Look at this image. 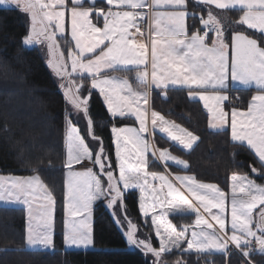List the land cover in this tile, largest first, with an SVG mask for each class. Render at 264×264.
Listing matches in <instances>:
<instances>
[{
  "label": "snow or ice",
  "instance_id": "1",
  "mask_svg": "<svg viewBox=\"0 0 264 264\" xmlns=\"http://www.w3.org/2000/svg\"><path fill=\"white\" fill-rule=\"evenodd\" d=\"M107 9L96 6V0H0V6H15L30 14V33L22 38L25 45L47 43L51 59L47 61L57 77L66 84L61 87L67 101L78 113L89 115L91 90H98L106 102L113 119L135 118L138 127L112 126L114 134V159L95 133L93 120H87L84 134L71 119L66 127L67 140V212L70 217H83L70 225L65 239L70 246L87 247L93 243L90 227V209L97 200L107 199V206L115 208L118 217L126 213L121 203L130 192L138 189V207L143 217L151 216L159 247H154L148 236L136 235L137 227L123 219L118 224H128L127 241L150 253L152 264H167L163 254L180 249L196 252L228 251L233 244L249 260L253 254H264V210L253 226V210L264 205V185L257 184L247 175L233 173L231 180L230 225L228 221V194L215 183L200 181L195 175H174L149 170L157 161H172L187 169L186 161L178 159L167 149L157 153L150 142L158 129L167 138L185 150H191L200 138L174 121L165 119L157 111L143 107L149 101V89H168L169 85L188 90V95L203 102L210 113V127L224 128L229 122L225 101H229V79L239 85L255 86L246 110L231 108V139L252 150L261 165L264 176V35L252 38L244 31H234L228 37L217 14L206 9L204 15L187 11L186 0H105ZM216 9H243L239 23L248 29L264 34V0H198ZM115 7L118 10H113ZM161 7L170 11H156ZM152 9L145 13L143 9ZM131 9V10H124ZM69 12L70 37L74 47L68 48L69 64L60 50L57 34L64 35L65 14ZM141 10V11H137ZM97 23H93V13ZM192 16L193 23L186 20ZM148 17V36L144 37L140 22ZM201 25L197 28L196 21ZM191 28V32L189 29ZM213 33L214 35H210ZM70 44L68 40L64 41ZM116 72H134L138 82L133 87ZM76 74L90 80V88L72 79ZM143 102V103H142ZM149 119L150 125L149 127ZM96 142L90 149L86 135ZM146 134L149 138H146ZM152 159H149V153ZM91 161L98 167L97 175L84 163ZM80 165L84 170H74ZM118 170V175L115 173ZM256 173V169H252ZM42 203L36 212L38 223L33 224V202ZM14 199L28 205L29 224L25 231L28 246L39 245L54 250V215L56 198L38 175L0 182V200ZM216 211H213V210ZM159 210V214H157ZM169 212L177 216L195 214L194 226L176 225L166 220ZM214 222V223H213ZM218 225V229L214 227ZM163 229V233H162ZM190 233V239L189 237ZM143 235V234H142ZM258 245L253 249L252 245ZM176 264H184L176 261Z\"/></svg>",
  "mask_w": 264,
  "mask_h": 264
},
{
  "label": "trees",
  "instance_id": "2",
  "mask_svg": "<svg viewBox=\"0 0 264 264\" xmlns=\"http://www.w3.org/2000/svg\"><path fill=\"white\" fill-rule=\"evenodd\" d=\"M188 9L191 13L204 15L206 18V7L196 5L190 0ZM226 11L239 19V9ZM188 19L190 24L194 22L192 16ZM196 25L197 28L201 27L198 20ZM238 30L254 38L264 35L240 24L229 28L227 37ZM27 34V13L17 7H0V173H38L53 192L56 198L54 250L27 247L25 207L0 205V264H152L155 258L150 253L145 254L139 247H129L125 232L105 205L106 199L94 202V247H66L64 204L68 120L71 119L83 135L87 120L91 118L95 133L102 137L106 148L113 153V159L115 157L111 127L136 124V121L135 118H111L102 95L95 89L91 90L89 115L76 112L63 94L64 90L58 86L63 82L47 63L42 50L37 46L31 47L22 43V38ZM65 40L71 42L68 28L63 36L58 35L60 48L68 58V48L74 47V42L66 44ZM116 73L125 75L127 72ZM86 84L85 88H90V80H86ZM254 90V87L236 88L235 92L240 97L238 104L245 105ZM152 94L154 106L193 129L200 138L193 148L187 151L171 143L163 135H157L159 140L162 139L164 144L170 145L189 161L187 169L168 163L166 167L169 170L192 172L200 180L217 183L229 196L230 177L233 173L247 175L257 184L264 185V176L260 174L261 165L254 152L247 146L234 142L228 129L209 128V113L199 99L188 95L186 88L170 87L166 97L156 90H153ZM86 143H89L90 149L95 147L96 142L91 134L86 135ZM151 159L152 155L150 161ZM89 162L91 161L84 163ZM156 164L155 168H152L151 164L149 168L164 170L159 161ZM77 167L80 165L74 166ZM253 168L257 170L256 173H253ZM94 172L106 180L97 166H94ZM124 192L130 194L121 201L127 211L125 213L122 209L120 218L135 224L137 228H143V235L148 236L158 248L159 238L156 236L155 226L150 223L151 216L143 217L138 207L139 190ZM165 219L176 225L179 231L184 225H189L190 228L194 226L195 214L177 216L169 212ZM188 238L190 239V233ZM162 258L168 262L182 258L185 264H249V260L233 248L226 253L196 252L195 249H187L186 241L180 249H172L170 253L163 254ZM251 264H264V254H253Z\"/></svg>",
  "mask_w": 264,
  "mask_h": 264
},
{
  "label": "rangeland",
  "instance_id": "3",
  "mask_svg": "<svg viewBox=\"0 0 264 264\" xmlns=\"http://www.w3.org/2000/svg\"><path fill=\"white\" fill-rule=\"evenodd\" d=\"M0 7H3V6H0ZM9 7H15V6H9ZM207 8V7H206ZM208 9V8H207ZM212 11L216 12V14L221 17L222 19L220 20L221 22V25L223 26L224 30H225V36L227 37V31L229 28L231 27H236L238 25H240L239 21L236 19L235 15L232 14V13H228V11H220V10H214L211 8ZM28 34L30 33V29H31V23H30V14H28ZM68 16H69V12L66 10V14H65V29L67 27V23H68ZM246 34V33H245ZM58 35L57 34V41H58ZM254 38V37H252ZM59 42V41H58ZM28 46H31V47H34V46H37L39 47L45 58L47 60H50L52 57H51V53L49 52L48 48H47V43H35L33 45H28ZM61 50V48H60ZM65 60L66 62L69 64V70H70V58L68 57H65ZM111 75H116V76H122V77H125L129 80L130 83H132L133 87H136L137 86V81L135 80V73L134 72H127L125 75H121V74H118V73H114V74H111ZM72 79L76 81L77 84H83V88H81V95H86V93H83V90L84 88L86 87V80H82L80 77H78L76 74H73L72 76ZM63 84H66L67 81H64L63 79H61ZM228 84H229V90L227 91V95L229 96V101H225L224 102V105H225V111H227L229 113V122L228 124L222 128V129H228L230 131V136H231V127H230V123H231V108L234 106L235 108L239 109V110H246L248 104L250 103V98L249 100L247 101V103L245 105H241V104H238L239 101L238 98L240 99L239 95H236L234 93H231V86H234L235 84H237V82H233L229 79L228 81ZM91 86V85H90ZM170 87H179V86H172V85H169V88ZM252 87V86H251ZM255 87V86H253ZM168 88V89H169ZM168 89H158L156 88L155 86H152L150 89H149V101H148V104H144L143 107L145 109H148L149 110V117H150V113L151 111H157L159 112L161 115H163L165 117V119L167 120H170V121H174L176 124L180 125L181 127L183 128H186L188 129L189 131H192L195 135H198L197 132H195L193 129H191L190 127H188L187 125H185L184 123H182L181 121L175 119L174 117L172 116H169L167 115L166 113H164L162 110L158 109L156 106H154L152 104V100H153V94H152V91L153 90H156V91H160L162 96L166 97L168 95ZM257 91V89L255 88L254 92L252 93V95L255 94V92ZM235 95V97L233 96ZM251 95V96H252ZM195 99H198V98H195ZM143 103V102H142ZM202 105H203V102L201 101ZM89 104H90V99H89ZM106 104V102H105ZM204 106V105H203ZM206 109V108H205ZM207 110V109H206ZM208 112V110H207ZM209 113V112H208ZM134 118V117H133ZM210 120H211V117H210V113H209V120H208V126L209 128L211 129H215V128H212L210 127ZM116 126V125H115ZM122 126H131V127H138L139 124H138V121H136V124H127V125H122ZM117 127H120V126H117ZM149 127H151L150 125V119H149ZM163 135L164 137L167 138L166 134L164 133H161L158 129L155 131L154 135L152 137H148L147 134H146V138H149L150 139V142L151 143H155L156 145V149H157V153L159 150L161 149H167L169 152H171L172 155L176 156L178 159H182L184 161H186L187 163V166L189 167V161L184 157L182 156L181 154L177 153L175 150H173L171 148L170 145H167V144H164L163 143V140L158 138L157 135ZM113 141H114V134H113ZM171 141V140H170ZM198 142V141H197ZM195 142L194 145L197 143ZM171 143L173 144H176L178 145L177 143L175 142H172ZM193 145V146H194ZM180 146V145H178ZM181 147V146H180ZM182 148V147H181ZM188 151V150H187ZM149 155V159H150V155L151 152L148 154ZM161 164H163L165 166V162L163 161H159ZM168 163H173V164H176L178 165L177 163L175 162H172V161H169V162H166V164ZM87 167L88 168H91L93 171H94V165L92 164V162H89V163H86ZM180 166V165H179ZM183 167V166H181ZM187 167V168H188ZM167 167L165 166V170H159L158 172H164L165 174H171L170 178L174 175H195L194 173L192 172H189V171H181V170H169V169H166ZM74 170H84L81 166L80 167H77V168H74ZM149 170H151L149 168ZM116 175H118V171L117 173H115ZM34 175H38L40 177V179L43 181L42 177L38 174V173H35V174H31V175H16V174H4V173H0V182H8L12 179H17V178H27V177H30V176H34ZM67 178H68V170L66 171V174H65V204H64V212H65V215H64V237L66 236V233L70 227V225L74 222H77L79 221L80 219H82L83 217H70L68 215V212H67V208H66V204H67ZM197 178V177H196ZM198 179V178H197ZM200 180V179H198ZM200 181H203V182H207V183H215V182H211V181H204V180H200ZM43 183L45 184V182L43 181ZM217 184V183H215ZM46 185V184H45ZM218 185V184H217ZM47 186V185H46ZM219 186V185H218ZM220 187V186H219ZM221 188V187H220ZM49 189V188H48ZM222 190H224L223 188H221ZM50 190V189H49ZM51 191V190H50ZM122 191H128V189H122ZM225 191V190H224ZM226 192V191H225ZM230 199H231V196L228 195V221L226 222V232L228 233V235L230 236L231 235V225H230ZM42 203V201L37 198L34 202H33V208H32V212H33V217H34V220L32 221L33 224H36L38 223V217H36V212L38 211L39 209V206L40 204ZM0 204L2 205H20V206H23L25 207V210H26V216H27V223H26V228L29 224V210H28V205L24 204L22 201H15L14 199H6V200H0ZM105 205L106 207L110 210V212L114 215L116 221L118 219H121L120 217H118L115 213V208H109L107 206V199L105 200ZM264 210V205H260L258 206L256 209L253 210V226L255 228V224L256 222L259 220V213L260 211ZM213 211H216L215 209ZM90 227H91V233H92V239H93V243L87 247H84V246H70L66 243V239H65V245L67 248H72V249H77V248H81V249H87V248H93L94 247V235H93V224H94V203L92 204L91 206V209H90ZM55 220H56V205H55V215H54V224H53V231L55 233ZM214 223V222H213ZM119 224L120 228L125 232V235H126V238H127V232L130 230V228L128 227V225L126 224ZM214 227L218 229V225H215L214 224ZM145 232V230L141 227H138L137 228V232H136V235L138 238H143L144 235H142L143 233ZM150 240V239H149ZM151 241V240H150ZM129 243V242H128ZM152 243V241H151ZM153 244V243H152ZM154 247H156L154 244H153ZM30 248H42L40 247L39 245L37 246H34V247H31L29 246ZM129 247L130 248H134L136 246H133L129 243ZM234 245L233 244H229V247H228V251L233 248ZM210 252H219V251H216V250H211ZM163 259V258H162ZM164 260V259H163ZM183 261L184 264H185V260H183L182 258H178L176 261ZM167 262V264H176V261H171V262H168L167 260H165Z\"/></svg>",
  "mask_w": 264,
  "mask_h": 264
},
{
  "label": "crops",
  "instance_id": "4",
  "mask_svg": "<svg viewBox=\"0 0 264 264\" xmlns=\"http://www.w3.org/2000/svg\"><path fill=\"white\" fill-rule=\"evenodd\" d=\"M99 1H102V3H98ZM189 1L190 0H186V2H187V11L188 12H190L191 13V11L188 9V5H189ZM191 1H193L196 5H201V6H204V7H207V8H209V7H211L212 9H214L215 11L216 10H220V9H216L214 6H208V5H205V4H203V3H200V2H198V0H191ZM70 2H71V0H70ZM98 3V4H97ZM96 6L97 7H102V8H105V9H107L109 6L106 4V2H105V0H96ZM233 9V8H232ZM237 9H239V13H240V17L243 15V9H240V8H237ZM113 10L115 11V10H118V9H116L115 7H113ZM124 10H131V9H124ZM156 11H161V12H163V11H170V10H173V9H171V8H166V7H161V8H159V9H155ZM226 10H228V9H226ZM226 10H220V11H226ZM137 11H141V10H137ZM142 11H144L145 13H148V12H151L152 11V9H148V8H145V9H143ZM214 12V11H213ZM214 14H216V12H214ZM70 15V14H69ZM95 16H96V13L94 12L93 13V23H97V21H96V19H95ZM240 17H239V19H238V21L240 20ZM218 18L221 20L222 18L221 17H219L218 16ZM152 23V21L148 18V17H146L145 18V20H143V21H141L140 22V24H141V30H142V32H144V37H142V38H147V36H148V30H149V25ZM186 23L188 24V25H191L190 24V22H189V19L187 18V20H186ZM68 25H67V27H66V29L68 28V31H69V33H70V22H69V16H68V23H67ZM189 31L191 32V28L189 29ZM62 51V50H61ZM111 74H114V73H111ZM119 74V73H118ZM238 87H240V88H247L246 86H242V85H239L238 83L237 84H235L234 86H231V93H234V94H236V95H239L238 93H236L235 92V89L236 88H238ZM253 87V86H252ZM255 88V87H254ZM163 165V164H162ZM163 167H164V170H165V166L163 165ZM166 169H168V168H166ZM0 205H2V204H0ZM14 205V204H13ZM17 206H20V205H17ZM26 245H27V243H26ZM27 247H29L28 245H27ZM30 248V247H29Z\"/></svg>",
  "mask_w": 264,
  "mask_h": 264
},
{
  "label": "built area",
  "instance_id": "5",
  "mask_svg": "<svg viewBox=\"0 0 264 264\" xmlns=\"http://www.w3.org/2000/svg\"><path fill=\"white\" fill-rule=\"evenodd\" d=\"M210 35H214V34H213V33H210ZM252 247H253V249H257V248H258V245H256L255 243H253ZM233 249L241 253V251L238 250V249H236L235 246L233 247ZM244 258H245V257H244ZM247 260H248V259H247Z\"/></svg>",
  "mask_w": 264,
  "mask_h": 264
}]
</instances>
